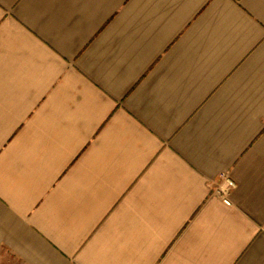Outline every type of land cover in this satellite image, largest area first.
Wrapping results in <instances>:
<instances>
[{
    "label": "crops",
    "instance_id": "1",
    "mask_svg": "<svg viewBox=\"0 0 264 264\" xmlns=\"http://www.w3.org/2000/svg\"><path fill=\"white\" fill-rule=\"evenodd\" d=\"M0 264H264V0H0Z\"/></svg>",
    "mask_w": 264,
    "mask_h": 264
},
{
    "label": "built area",
    "instance_id": "2",
    "mask_svg": "<svg viewBox=\"0 0 264 264\" xmlns=\"http://www.w3.org/2000/svg\"><path fill=\"white\" fill-rule=\"evenodd\" d=\"M236 182L227 173L221 175V183L213 188L214 194L219 196L223 203L231 206L230 193L236 188Z\"/></svg>",
    "mask_w": 264,
    "mask_h": 264
}]
</instances>
